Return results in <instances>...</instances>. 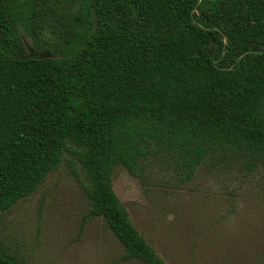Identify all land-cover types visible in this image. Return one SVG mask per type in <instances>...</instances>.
Returning a JSON list of instances; mask_svg holds the SVG:
<instances>
[{"label":"trees","instance_id":"16d2710c","mask_svg":"<svg viewBox=\"0 0 264 264\" xmlns=\"http://www.w3.org/2000/svg\"><path fill=\"white\" fill-rule=\"evenodd\" d=\"M156 150L183 181L212 154L264 166V0H0V213L66 154L123 259L166 264L111 181Z\"/></svg>","mask_w":264,"mask_h":264},{"label":"rangeland","instance_id":"374dc122","mask_svg":"<svg viewBox=\"0 0 264 264\" xmlns=\"http://www.w3.org/2000/svg\"><path fill=\"white\" fill-rule=\"evenodd\" d=\"M20 37L27 51L43 47L24 32ZM156 151L136 176L116 164L111 181L133 226L162 260L264 264V166L212 154L183 181L179 155ZM83 179L64 154L35 191L0 213V248L19 264H142L124 260L103 220L89 216Z\"/></svg>","mask_w":264,"mask_h":264}]
</instances>
